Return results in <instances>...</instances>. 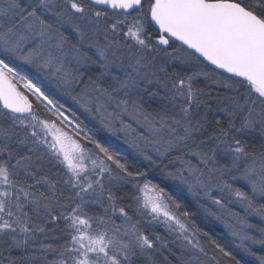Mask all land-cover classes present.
<instances>
[{"label":"snow or ice","instance_id":"obj_1","mask_svg":"<svg viewBox=\"0 0 264 264\" xmlns=\"http://www.w3.org/2000/svg\"><path fill=\"white\" fill-rule=\"evenodd\" d=\"M229 261L264 264V0H0V264Z\"/></svg>","mask_w":264,"mask_h":264},{"label":"trees","instance_id":"obj_2","mask_svg":"<svg viewBox=\"0 0 264 264\" xmlns=\"http://www.w3.org/2000/svg\"><path fill=\"white\" fill-rule=\"evenodd\" d=\"M68 103L71 104L70 101H68ZM72 108L79 119L82 121L83 125L86 126V131L88 130V128H100V125L95 120L87 116V114L83 113L81 109H79L75 105H72ZM94 134L96 138L101 140V142H104L106 146L118 147L122 150L123 154L128 155L129 158H131V150L121 145L112 136H110L109 133L105 131H98ZM158 180L159 178H157V181ZM171 185H173V182L171 181H167L164 184V186L166 187ZM176 194L177 193L173 191V195ZM178 198L182 200L188 211L196 213L193 219L200 229H202L204 232H207L212 238L217 239L222 246H225L227 248V250L233 251V254L235 255L237 260L241 258L242 253L239 250H236L235 244L232 243L234 238L229 235L228 230L224 225L221 224L220 220H216L214 217L207 215V213H205L203 209H200L196 201L193 200V198L186 192H183ZM156 230L161 232L162 234L164 233V229L162 226L157 227ZM223 259L227 260V258ZM228 264H235V262L229 261Z\"/></svg>","mask_w":264,"mask_h":264},{"label":"rangeland","instance_id":"obj_3","mask_svg":"<svg viewBox=\"0 0 264 264\" xmlns=\"http://www.w3.org/2000/svg\"><path fill=\"white\" fill-rule=\"evenodd\" d=\"M91 118V117H90ZM92 119V118H91ZM116 141H118L121 145H123L122 143H121V140L123 139V137H121V140H117L115 137H113ZM125 148H127V146L126 145H123ZM230 207H233L235 210H237V211H239L240 209H239V206L238 205H230ZM221 222V221H220ZM255 222H258V221H255ZM221 224L222 225H224V223L223 222H221ZM225 226V225H224ZM227 229V228H226ZM228 230V229H227Z\"/></svg>","mask_w":264,"mask_h":264}]
</instances>
